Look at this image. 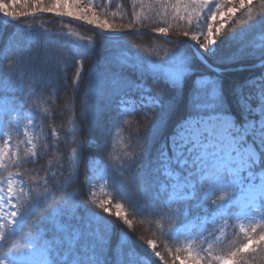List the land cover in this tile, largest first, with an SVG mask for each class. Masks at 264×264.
<instances>
[{
	"label": "snow or ice",
	"instance_id": "snow-or-ice-1",
	"mask_svg": "<svg viewBox=\"0 0 264 264\" xmlns=\"http://www.w3.org/2000/svg\"><path fill=\"white\" fill-rule=\"evenodd\" d=\"M144 3L0 0V24L25 37L0 47V264H255L264 252V0H149L152 17ZM58 20L55 41L27 39ZM73 21L91 35L68 39ZM257 25L259 39L233 46ZM129 36L172 47H128L130 73L110 57L93 75L94 45ZM213 59L255 71L226 82ZM98 105L106 135L85 139Z\"/></svg>",
	"mask_w": 264,
	"mask_h": 264
},
{
	"label": "trees",
	"instance_id": "trees-1",
	"mask_svg": "<svg viewBox=\"0 0 264 264\" xmlns=\"http://www.w3.org/2000/svg\"><path fill=\"white\" fill-rule=\"evenodd\" d=\"M106 11H108L109 17H111V14L113 11H115V9H107ZM137 12H140L143 16H148V17H152L153 13L152 10L150 8V4H149V0H145V3L142 6H137L136 8ZM258 15V9L256 7L253 8V16H257ZM54 17H52L51 15L46 14L44 19H52ZM118 18V17H117ZM246 19V17H244ZM25 23H27L28 21H24ZM37 23H39V21H37ZM61 27V24L59 22V20L57 21L56 24H46L44 25V28L47 30L46 33H39L30 37H27V39H29L31 42H33L36 45H39L40 43H42L44 40H51V41H55V35H53L54 32L59 31ZM245 26H237V28H242ZM67 29H72L73 32H75L77 35L80 36H85L86 38L88 36L91 35V32L89 31L88 27L76 24L74 22H72V25L68 28L65 29V31ZM11 29H8L7 31L5 30V28L3 27L2 24H0V47H4L5 49H7L8 45H11L12 43H14L16 40L25 38L24 35L22 33H19V30L17 31V34H14L13 36H9L7 33L10 32ZM261 34V26L257 25L256 26V30H248L247 32H241L239 36H237L233 42V46L235 45H239L243 42H247L250 40H254V39H259ZM69 39V38H68ZM97 40H99V37H97ZM147 38H141V39H137L135 37L129 36L126 38V41L122 42L123 44V48L127 49L128 47L131 46H135L136 48H140L143 49L144 55H150L153 57L156 56H164L167 52V50L169 48L172 47V45H165L162 43V41H153V46L151 48L148 47L147 43L144 42L146 41ZM230 38H224L220 43H219V47L221 50H224L226 45L230 44ZM188 44H190L189 42H183V46H187ZM128 56L126 53H122L119 52V50L113 49L111 46L110 42H106L105 44H98L96 43L94 45V53L93 55H91L89 57V61L88 64L91 65L92 63L95 62L96 64V69H95V73H93V75H97L98 77H103L106 73H108L111 68L112 65H110L108 63V59L110 57H114L115 59H117L120 64H127L128 68L126 69V71H128L130 73V69H131V65L129 64V62L125 59V57ZM7 63V62H5ZM243 65H247L245 67H241V68H234L231 70H223L221 72L224 73V79L225 81H233V80H237V79H241L243 78V76L248 75L252 72L255 71V68L252 66V62L250 61H245L242 62ZM210 64L213 65H218L220 67L223 68L224 67H234L231 66L229 64L223 63L221 62L219 59H213L210 61ZM238 67V66H236ZM204 71H208V68H204ZM134 79V77H133ZM63 101L60 102V106L63 105ZM43 107V106H42ZM79 110V109H77ZM97 123L91 127H85L84 132L82 133V135L84 136L85 139H87L89 136L92 137H99L100 139H103L106 135L107 132V121H106V117L103 113V109L99 107L97 108ZM57 125L60 124V121L56 122ZM70 125H65V127H68ZM133 126H135V122H133ZM162 126H158V129L161 128ZM141 135H144V131H143V126H141ZM127 133H122L119 138L114 141V155L115 154H119L120 152H122L126 146H127ZM7 174V173H5ZM125 212L128 211L127 208L124 209ZM133 218V217H130ZM134 219V223H137V232H143L145 235H149L148 231H147V225H144L143 227L139 226L138 224V219L137 218H133ZM232 223L235 224L236 226V230L239 231V227L236 225V223L233 221ZM232 229H228V232L231 233ZM221 240H223V237L221 238ZM141 249H143V245H138ZM213 246L216 249V251H219V249L221 247L224 246V244L221 243V241H215L213 242ZM145 254H148L146 252V250H144ZM150 255V254H148ZM255 264H264V252L257 254V256L255 257Z\"/></svg>",
	"mask_w": 264,
	"mask_h": 264
},
{
	"label": "rangeland",
	"instance_id": "rangeland-1",
	"mask_svg": "<svg viewBox=\"0 0 264 264\" xmlns=\"http://www.w3.org/2000/svg\"><path fill=\"white\" fill-rule=\"evenodd\" d=\"M218 19H219V17H218ZM74 23H76V24H79V25H82V26H85V27H88L89 29L91 28V27H89L88 25H86V24H81V23H78V22H76V21H73ZM66 32H71V33H73V35L72 36H70V37H68L70 40H73V41H77V42H79L78 41V37H80V35H77L75 32H73V30L72 29H67L66 30ZM55 38L57 39V37L55 36ZM183 42H187L188 43V40H184ZM125 48V47H124ZM124 48H121L120 50H119V52H122V53H126L127 55H129V53L124 49ZM245 66H247V65H244L243 67H245ZM218 67H220V66H218ZM221 69H222V71L223 70H231V69H234V68H241V67H236V66H234V67H224L223 66V68L222 67H220ZM13 139H14V142H15V139H16V137H15V134H13ZM0 143H2V142H0ZM5 175H7V174H5ZM104 197V191H102V190H97V198H103ZM235 223H236V225L238 226V227H240V225H243V227L244 228H249L250 226H252V223H253V221L252 220H237V221H234ZM254 222L255 223H260L261 221H260V218L257 216V217H255L254 218ZM218 235H221V234H219L218 233ZM221 238H222V235H221ZM181 239V243L182 244H187L188 242L187 241H185L184 240V238L183 237H181L180 238ZM193 246L195 247L196 245L195 244H193ZM145 264H148V262H147V260L145 261Z\"/></svg>",
	"mask_w": 264,
	"mask_h": 264
},
{
	"label": "water",
	"instance_id": "water-1",
	"mask_svg": "<svg viewBox=\"0 0 264 264\" xmlns=\"http://www.w3.org/2000/svg\"><path fill=\"white\" fill-rule=\"evenodd\" d=\"M76 22L83 24V22H80V21H76ZM89 27H92V26H89ZM96 31H99V30H96ZM218 68H219L220 71H222V69L220 67H218Z\"/></svg>",
	"mask_w": 264,
	"mask_h": 264
},
{
	"label": "bare ground",
	"instance_id": "bare-ground-1",
	"mask_svg": "<svg viewBox=\"0 0 264 264\" xmlns=\"http://www.w3.org/2000/svg\"><path fill=\"white\" fill-rule=\"evenodd\" d=\"M189 43H191L190 41H188Z\"/></svg>",
	"mask_w": 264,
	"mask_h": 264
}]
</instances>
